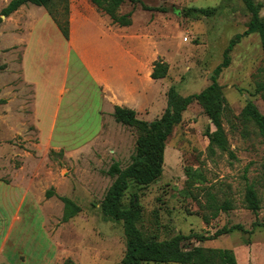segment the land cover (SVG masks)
Masks as SVG:
<instances>
[{
  "label": "rangeland",
  "instance_id": "374dc122",
  "mask_svg": "<svg viewBox=\"0 0 264 264\" xmlns=\"http://www.w3.org/2000/svg\"><path fill=\"white\" fill-rule=\"evenodd\" d=\"M9 1L0 0V11ZM142 1L166 6L168 11L143 10L126 2L117 13L132 11V23L120 26L91 0H70L69 40L47 10L34 4L20 7L0 24V65L5 66L0 70V175L14 178L9 190H0V263L118 264L127 249L123 221L106 216L101 203L115 179L110 167L117 162L125 168L132 162L139 131L105 116L97 134L98 110L111 109L104 96L111 90L97 85L69 44L89 65L90 54L98 63L108 64L115 53L107 43L122 44L124 76L114 83L116 94L122 97L130 85L146 89L139 102L152 103L138 107L137 116L151 121L164 112L171 85L189 96L212 83L229 42L248 29L251 18L243 0ZM256 1L263 4L264 18V0ZM188 7H214L216 12L192 17L184 14ZM24 51L28 70L43 93L41 123L33 115L34 85L22 77ZM229 56V65L217 76L227 100L222 120L228 149L211 150L208 134L215 126L203 106L192 101L166 141L162 174L147 185L131 179L122 205L129 207L138 196V226L145 236L168 240L181 235L184 248H230L238 264H264V135L242 117L248 101L264 114V51L259 33L240 36ZM157 59L169 64L162 79L151 77ZM108 69L106 65L96 70ZM57 109L63 113L60 122L68 123L70 130L62 132L59 128L65 125H59L53 134ZM78 143L82 145L73 147ZM248 183L258 192L257 214L246 207ZM51 188L57 195L47 198L45 192ZM59 196L71 198L81 208L68 221L63 220ZM226 199L232 209L214 215L212 205ZM256 220L259 225L254 226ZM237 224L252 232L234 231L204 241L195 237Z\"/></svg>",
  "mask_w": 264,
  "mask_h": 264
},
{
  "label": "trees",
  "instance_id": "16d2710c",
  "mask_svg": "<svg viewBox=\"0 0 264 264\" xmlns=\"http://www.w3.org/2000/svg\"><path fill=\"white\" fill-rule=\"evenodd\" d=\"M99 9L108 14L115 23L120 26H128L132 23V11L118 14V9L126 2L133 5H140L143 10L167 12L166 6H152L142 0H91ZM246 8L251 13L248 29L237 38L232 39L225 52L224 61L216 68L212 76V83L202 92L183 96L179 93L176 86L171 85L167 91V106L162 115L154 120L147 121L137 116V111L133 108L115 105L113 116L117 122L135 126L139 135L137 138L136 153L132 156V162L125 168H121L119 163L115 162L109 169V174L115 176L112 185L109 187L102 203V212L115 220L123 221L127 235V249L124 257L118 264H143L145 262H179L181 264H238L235 252L230 248L205 247L201 245L192 248H184L182 241L185 236L177 235L168 240H157L151 236H145L138 226L141 220L140 204L138 196L135 195L129 207L122 205L124 192L128 188L129 181L132 179L141 185H147L156 180L163 171L164 154L166 141L175 125L183 119V112L188 105L197 100L204 108L206 114L215 126V131L208 134L210 139V148L215 151L228 149V140L223 126V111L227 107V100L218 82L217 76L223 68L230 63L229 52L237 43L242 35L259 33L264 51V18L261 16L262 3L256 0H243ZM34 4L44 7L53 21L56 23L63 36L68 40L70 38V0H10L0 11V24L4 17H9L20 7ZM214 7H188L184 9V14L192 17L212 16L215 14ZM0 65V70L4 69ZM169 64L162 59H157L153 63L151 77L153 79H162L167 76ZM1 94V87H0ZM3 99L0 98V103ZM242 117L257 126L260 133L264 135V114L257 106L248 101L242 110ZM54 149H51L49 156H53ZM61 154L63 151L60 150ZM1 180V178H0ZM8 182V180H5ZM57 195L54 190L48 189L45 192L47 198ZM64 203L63 220L68 221L80 210V206L71 198L59 196ZM246 207L255 214L261 208L258 192L255 187L248 183L245 193ZM232 202L228 199L220 204L214 203V215L220 211H229L232 209ZM253 225H259L257 220ZM264 225V224H262ZM242 231L251 233L241 224L234 226H224L218 229L214 234L204 236L196 234L199 241L218 238L221 235ZM6 264V263H0Z\"/></svg>",
  "mask_w": 264,
  "mask_h": 264
},
{
  "label": "crops",
  "instance_id": "0c3cea01",
  "mask_svg": "<svg viewBox=\"0 0 264 264\" xmlns=\"http://www.w3.org/2000/svg\"><path fill=\"white\" fill-rule=\"evenodd\" d=\"M110 34V33H109ZM71 35V34H70ZM113 38V36H110ZM120 38L122 39V36H120ZM69 40V39H68ZM115 40H117V38L115 37ZM69 47L71 49H75V51H77L79 53L80 58L82 59V61L85 63V65L87 66L88 71L92 74L93 79L95 80V82L97 83V85L99 86H103L105 89L111 90L110 93L104 95L107 97V99L109 100V103L111 104V109L109 110H105L103 108H100L98 110L99 113V127H98V133L101 132V130L104 127V122H105V116L109 117L111 119H114L113 116V112H114V107L115 105H121V106H126V107H130L133 108L137 111V113L139 114V108L140 106H146L152 102H148V100H145L144 103H140L139 99L140 98H144L145 94H146V89L143 90L141 89V87H139L138 85H130L128 89H126V93L122 94V97L117 96L116 92H118V87H117V83H115V81H118L120 79L123 78L124 76V71H123V47L122 44L119 43H107V49L110 50L111 54L112 52L115 53V57L111 56V60L108 61V64H105L103 62L102 63H98L97 60H93L91 58V54L89 55L91 61H92V65H89L87 60L81 55V52H79V49H77V47L74 44H69ZM28 46L25 48V51L27 50ZM24 51V53L22 54V60H21V67H22V77L25 81H27L28 83H32L34 85V107H33V115L35 116L36 120L38 121V123H41V117H43V111H41L40 108V103L41 101H43V93H41V90L39 88V83L35 80V78L32 76V74L29 72L28 70V64H27V59L26 57V52ZM119 55V58H118ZM103 61V60H102ZM105 64V65H104ZM96 65H99V67H96ZM108 65L109 69L106 72H102V73H98L97 70H100L101 66H106ZM135 68V66H133ZM99 68V69H98ZM132 68L133 72L132 74L135 76H137L138 78L140 76L137 75L136 73V69ZM97 69V70H96ZM153 70V67L152 69ZM152 73V72H151ZM119 93V92H118ZM1 97V96H0ZM2 98V97H1ZM63 115L62 111L60 109H57L54 112L53 115V121H52V125H51V131L54 132L58 129L59 125H65L68 123L65 122H60V116ZM64 118H67L66 116H64ZM43 120V119H42ZM62 123V124H61ZM37 128L40 130V127L38 125H36ZM68 129L70 130L69 127H67L66 125L59 128V130H61L62 132H67ZM83 143V142H82ZM56 145H62L64 146L63 143H57ZM79 145L82 144H74L73 147H77ZM22 166H19L18 168H16L15 170H20L22 169ZM0 185L2 184L3 186H0V190L1 191H7L9 190L7 187H12L14 185V178L12 177V175H10L7 180L8 182L5 181V178L3 176L0 175ZM23 202H20L19 205L21 206Z\"/></svg>",
  "mask_w": 264,
  "mask_h": 264
}]
</instances>
